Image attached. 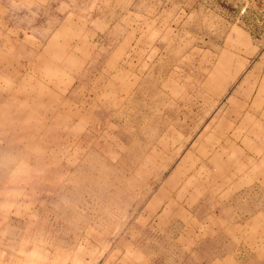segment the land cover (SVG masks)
Masks as SVG:
<instances>
[{
	"label": "rangeland",
	"instance_id": "rangeland-1",
	"mask_svg": "<svg viewBox=\"0 0 264 264\" xmlns=\"http://www.w3.org/2000/svg\"><path fill=\"white\" fill-rule=\"evenodd\" d=\"M198 1L0 0V264L261 260L264 172L207 159L264 152L262 3Z\"/></svg>",
	"mask_w": 264,
	"mask_h": 264
},
{
	"label": "crops",
	"instance_id": "crops-1",
	"mask_svg": "<svg viewBox=\"0 0 264 264\" xmlns=\"http://www.w3.org/2000/svg\"><path fill=\"white\" fill-rule=\"evenodd\" d=\"M204 1L205 0H199L194 5L184 6V8L180 7V10L184 11L185 13L188 12V14H192L193 12H196L198 10V8L201 11L205 10V11H210L211 12L212 11L211 6L210 5H206V3H204ZM199 3H201V4H199ZM139 8H141V7H139ZM143 10L145 11L144 8L142 9V11ZM219 10L223 11V8L220 7V8H218L217 11L219 12ZM138 16H139L138 17L139 19H137L138 20L137 26H141V27L145 26L146 25L145 22H147L148 20L146 19L144 14L139 12ZM216 20H217V22H220L221 20L223 21V18H221L220 16H217ZM153 22H155V21H153ZM221 33L223 34V32H221ZM224 37H225V35H224ZM218 120L219 121L220 120L224 121L223 118L222 119H218ZM233 120L236 121V118H233ZM234 132H236V131L234 130ZM215 133L218 134L217 135V139H220V140H223V141H226V142H222L220 145H218L220 148L218 147L217 151L215 149H213V148L211 149V151H210L211 156H210V158L207 159L208 164H210V165L212 163L217 164L218 168L223 173H231V172H237V171H245V172L249 171L252 174H255L256 172H264V164L258 163L257 162V158H256V155H258V154L261 155V156H264V152L263 151H262L263 153L262 152L259 153V152H255V151H254V153L250 152V151H247L245 153H241L239 151V149L236 148V135H235V133H233V135H232L231 133H228L227 131L220 130V129H219L218 132H215ZM240 136H241V134H240ZM207 140H209V139H207ZM229 140L233 141L232 144L230 142H227ZM207 145L205 146V145L202 144L200 146L202 148H206V149H202L201 148V154L203 156L204 155L207 156L209 154V150H208ZM225 146H226V149H225ZM224 150H226V151L224 152ZM219 151H221L222 153H220ZM238 152H239L240 157H242L244 159V161L246 163H249V164H246L244 162L245 164L243 163L242 165H238V167L236 169V164H233L231 162L230 156L231 155H236ZM215 154L220 155L222 157H227V158L224 160L223 163H219V159H218V157H215ZM231 177H232L231 175L227 176V178H228L227 185L230 188H231L230 182L236 183V180H235L236 176H235L234 179H232ZM218 185H219V183H218ZM235 193H236V190L233 191V192L225 190L223 192V194H219V196L214 197V198L212 197V198H213L214 201H216L215 203L219 204L221 211L222 210H227L226 208L229 207L228 215H230V216H228V217H231L233 215V216H236L240 220V215L236 214V208L233 207V206L230 207L231 204H235L236 203V201L234 199V197H236ZM209 196L211 197V195H209ZM224 205H227V206H224ZM220 214L221 213H219V212L217 214H207L206 216H204V220L207 221L209 218H211L212 216L216 215L215 217H213V218H211L209 220V221H215L216 220L217 226H218L216 231H219L220 233L227 234V235H232V234L237 233L239 231V229H240L241 224L236 223V221H235L232 226H231V224L226 226L224 223H220L219 222V220L223 219V217H224V216L221 217ZM236 217H234L233 219H236ZM199 224L203 225L204 228L208 229V225H209L208 223H204V224L199 223ZM197 230H199V229H197ZM200 230H204V229L201 228ZM194 231L195 230L192 231L193 234H195ZM239 232H241V231H239ZM205 234L207 236L209 234V231H205ZM242 253H243V251H241V250L236 251V264H264V252L262 254V257H260L259 255H253V254L250 253L251 256H253V257L257 258V259H261L260 260L261 262L260 261L258 262V261H255L253 258L248 256V261L250 260L251 263H246L247 261L242 257ZM218 264H222V263H218Z\"/></svg>",
	"mask_w": 264,
	"mask_h": 264
},
{
	"label": "built area",
	"instance_id": "built-area-1",
	"mask_svg": "<svg viewBox=\"0 0 264 264\" xmlns=\"http://www.w3.org/2000/svg\"><path fill=\"white\" fill-rule=\"evenodd\" d=\"M260 2L262 3L261 5V14H260V19L261 21H264V0H260ZM262 42L264 43V37L262 38Z\"/></svg>",
	"mask_w": 264,
	"mask_h": 264
}]
</instances>
